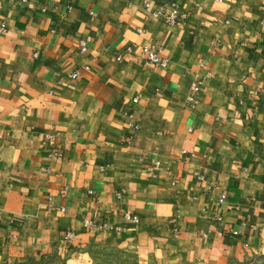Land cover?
<instances>
[{
  "label": "crops",
  "instance_id": "obj_1",
  "mask_svg": "<svg viewBox=\"0 0 264 264\" xmlns=\"http://www.w3.org/2000/svg\"><path fill=\"white\" fill-rule=\"evenodd\" d=\"M143 1L0 0V264L264 254V0H175L173 25Z\"/></svg>",
  "mask_w": 264,
  "mask_h": 264
},
{
  "label": "built area",
  "instance_id": "obj_2",
  "mask_svg": "<svg viewBox=\"0 0 264 264\" xmlns=\"http://www.w3.org/2000/svg\"><path fill=\"white\" fill-rule=\"evenodd\" d=\"M22 1H26V0H22ZM143 6L152 16L161 17L165 23L170 24V25L176 24L181 18L185 16V14L179 10L178 3L175 0L169 3L168 8H165L164 6L152 7L148 0L143 1ZM5 30H6V24L4 21H1L0 22V32H4ZM79 43H80V48L84 49L87 44V39H81ZM141 56L145 63H154L156 65H161V66L167 64V57L161 54V47L159 45L157 46L143 45L141 48ZM189 99L192 100L193 103H196L197 101L193 97H190ZM133 101H137V97H133ZM126 115H127L128 123L132 127L137 128L138 125L135 119L133 118V114L131 112H127ZM51 137H52L51 134H46L44 140L51 138ZM55 153L57 155L60 154L59 152H55ZM155 163L158 164V161H156ZM224 197H225V194H221L219 200L222 201ZM123 216L126 219H129L132 221L138 220L137 214L132 213L128 210L123 213ZM82 225L87 230L93 231V232L104 230V229H112V228L119 229V226H115L106 220L96 221V220H93L92 218H87V217L83 218ZM233 232H237V230L233 229ZM73 237H74L73 230H67L63 233L64 239L71 240Z\"/></svg>",
  "mask_w": 264,
  "mask_h": 264
},
{
  "label": "rangeland",
  "instance_id": "obj_3",
  "mask_svg": "<svg viewBox=\"0 0 264 264\" xmlns=\"http://www.w3.org/2000/svg\"><path fill=\"white\" fill-rule=\"evenodd\" d=\"M89 263L88 264H137L135 253L124 247L117 245L95 242L88 246ZM37 264H51L47 261H41ZM248 264H264V254L257 256Z\"/></svg>",
  "mask_w": 264,
  "mask_h": 264
}]
</instances>
